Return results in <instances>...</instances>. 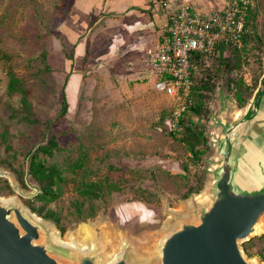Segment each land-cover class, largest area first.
<instances>
[{"label":"rangeland","instance_id":"rangeland-1","mask_svg":"<svg viewBox=\"0 0 264 264\" xmlns=\"http://www.w3.org/2000/svg\"><path fill=\"white\" fill-rule=\"evenodd\" d=\"M74 3L75 0H0V168L11 172L20 184L16 174L1 164L8 152L2 140L6 130L8 142L19 152L16 162L23 163L26 170L28 153L56 134L61 148L53 157H41L59 163L67 175L64 195L49 205L62 211L65 231L30 209L27 201L38 190L30 175L26 174V187L20 184L23 193L9 181L13 193L0 197L13 200L27 213L42 219L45 232L40 243L52 244L55 237L81 242V227L87 225L93 231L101 263L111 260L123 241L130 258L135 254L151 258L157 254L163 236L179 223L178 218L193 219V212L211 195L212 169L219 153L215 146L205 155L208 170L204 188L184 199L190 185L197 183L195 168L183 169L189 153L168 133L169 122L162 117L163 111L171 109L172 98L156 89L160 76L147 63L146 51L141 53L143 58L130 65L132 69L126 67L125 57L117 59L109 54L111 51L107 53L106 25L93 34L94 27L88 29L83 38L89 40H81L77 47L68 42L63 29ZM249 33L247 62L234 76H243L249 84L258 77L260 84L264 76V0L253 1ZM12 75L28 89L39 123L9 120L10 108L19 107L22 96L20 91L8 88ZM218 82L211 100L209 129L213 144L221 135L220 122L226 121L227 114L233 120L242 117L254 99L253 95L246 108L240 110L233 91L223 80ZM64 96L68 112L47 130L45 122L58 116ZM263 115L264 112L257 120ZM82 157L85 165L74 170L73 163ZM90 180L113 182L117 188L108 194L109 203L95 217L78 221L72 215L70 202L78 197L76 186ZM137 188L154 192L158 199L156 195L151 201L140 199ZM259 224L260 230L249 239L254 240L251 256L243 249L254 264H264V214ZM58 252H62L56 255L61 260L73 257L70 252Z\"/></svg>","mask_w":264,"mask_h":264},{"label":"water","instance_id":"water-1","mask_svg":"<svg viewBox=\"0 0 264 264\" xmlns=\"http://www.w3.org/2000/svg\"><path fill=\"white\" fill-rule=\"evenodd\" d=\"M253 98L242 117L233 120L227 114L220 122L211 195L193 212V219L178 218L160 241L159 257L147 264H254L241 243L260 230L264 214V115L257 120L264 112V76ZM0 176L23 193L11 172L0 168ZM43 232L45 226L34 213L0 200V264H103L97 243L77 252L56 238L52 244L38 242ZM126 248L111 264H145L134 262ZM60 249L72 253V259H59Z\"/></svg>","mask_w":264,"mask_h":264},{"label":"trees","instance_id":"trees-1","mask_svg":"<svg viewBox=\"0 0 264 264\" xmlns=\"http://www.w3.org/2000/svg\"><path fill=\"white\" fill-rule=\"evenodd\" d=\"M253 17V7L248 12L246 29L242 38V46L237 45H219L216 50L210 55L201 53L191 54L192 65V89L191 102L188 110L183 116L181 122L183 130L181 135H174L168 132L175 139H178L187 149L189 153V161L183 165L184 170H189L190 166L195 168V176L197 183L190 185L183 198H188L193 193H200L204 188L207 166H205L204 157L209 152L213 151L215 143L212 141V134L210 132V121L212 106L211 100L213 93L218 86V81L223 80L230 91H233V97L236 101L238 109H244L252 99L255 90L259 85V78L257 77L252 84L246 82L243 76L235 77L234 72L241 69L243 64L247 62L246 54L248 53V43L250 39L249 27ZM209 59L212 61L210 62ZM11 92L20 91L22 96L20 98L19 107H11L9 112V120L18 123L35 124L40 120L34 111L32 101L28 94L29 91L25 88L16 75H12L8 84ZM68 101L66 96L63 97V107L55 119H49L45 122L47 130L51 126L63 118L68 112ZM171 109L165 110L162 117L169 118ZM8 131L2 134V140L7 143V156L1 160V164L8 167L16 174V177L21 185L27 186L26 174L35 181L38 185L39 191L33 198L28 199L27 203L32 212L38 216L52 220L58 228L64 232L65 227L62 225L63 214L51 208L49 205L59 200L66 191V184L68 182L65 169L57 162L51 163L41 157L45 154L53 157L56 151L61 148L57 135L48 137L46 142L38 145L34 150H31L28 155L29 162L26 166L22 163L16 162L19 152L13 148L8 142ZM85 165V158H79L77 162L73 163V169L81 168ZM76 169V170H77ZM117 185L113 182H103L90 180L82 182L76 186L78 197H75L70 202V209L78 221H86L89 218L95 217L100 210L109 203L108 194L112 190H116ZM13 193V188L7 178H0V194L7 195ZM136 193L140 199L151 201L158 195L150 192L145 188H137ZM35 202L40 203L39 206ZM264 239V236H261ZM254 245V240H248L242 243L244 251L251 256L250 249ZM263 254V250L259 252Z\"/></svg>","mask_w":264,"mask_h":264},{"label":"built area","instance_id":"built-area-1","mask_svg":"<svg viewBox=\"0 0 264 264\" xmlns=\"http://www.w3.org/2000/svg\"><path fill=\"white\" fill-rule=\"evenodd\" d=\"M254 0H230L222 11L202 12L181 0L171 16L168 34L147 49V63L160 76L156 89L172 98L169 131L181 135L183 116L191 102V54H212L219 45L242 46L247 15Z\"/></svg>","mask_w":264,"mask_h":264},{"label":"crops","instance_id":"crops-1","mask_svg":"<svg viewBox=\"0 0 264 264\" xmlns=\"http://www.w3.org/2000/svg\"><path fill=\"white\" fill-rule=\"evenodd\" d=\"M202 12L225 10L230 0H190ZM181 0H75L63 29L64 38L77 45L85 33L105 26L109 40L107 53L126 58L130 67L168 34L171 16ZM112 26L111 30L109 27ZM103 33V34H104ZM87 50V48H86ZM83 51V48H82ZM82 54V53H81ZM131 68V67H130ZM132 69V68H131Z\"/></svg>","mask_w":264,"mask_h":264},{"label":"bare ground","instance_id":"bare-ground-1","mask_svg":"<svg viewBox=\"0 0 264 264\" xmlns=\"http://www.w3.org/2000/svg\"><path fill=\"white\" fill-rule=\"evenodd\" d=\"M205 197H206V195H205ZM3 199L4 198H1L0 200L2 201V203L6 204V205L13 201V200L7 201V200H3ZM207 199H208V197H206L204 200H207ZM34 218L36 220L42 221V219L39 218L36 215H34ZM81 231L83 233V238H82L81 242H77L75 240L73 242H65V241L61 240L60 238H58V237H55V238H56L57 242H59L60 244H62L64 246H67V247H69V248H71L73 250H76L77 252H83V251H86V250L93 249L94 246H95V237H94L92 229L90 227H88L87 225H84V226L81 227ZM126 246H127V244L123 241L121 243L120 250L116 251L113 254L111 260H109L105 264H111L112 262H114V260H116L120 256V254L122 253V251L124 250V248ZM160 246H161V244H159V247H158V250H157V254L155 256L151 257V258L150 257H148V258L140 257V256L135 254L134 258H133L134 262L147 264V263H150L151 261H154L157 257H159Z\"/></svg>","mask_w":264,"mask_h":264}]
</instances>
